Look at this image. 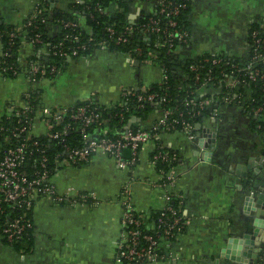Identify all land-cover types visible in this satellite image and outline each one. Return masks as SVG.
Segmentation results:
<instances>
[{
	"label": "crops",
	"instance_id": "1",
	"mask_svg": "<svg viewBox=\"0 0 264 264\" xmlns=\"http://www.w3.org/2000/svg\"><path fill=\"white\" fill-rule=\"evenodd\" d=\"M39 1L0 0V26L21 28L17 59L22 66L31 58L44 65L52 59L48 46L34 48L22 29ZM185 2L190 34L187 43L177 49L179 61L204 54L243 58L248 54L252 25L264 19V0ZM73 3L49 0L52 8L77 13L80 9ZM154 8L153 0H127L124 17L128 26H136ZM117 9L111 2L106 11L111 17ZM78 21L84 25L80 14ZM48 28L50 33L55 29ZM93 45L83 54L62 55L56 72L35 83L26 72L0 76V114L10 106L22 107L24 93L29 91L37 94L43 106L91 101L107 108L122 102L127 90L149 88L160 81L162 71L157 64L107 44ZM134 121L139 118H130L123 129ZM198 122L195 132L155 130L154 138L138 148L128 167H120L111 155L96 153L87 161L62 168L53 177L56 187L61 192L86 194L85 202L40 198L31 214V250L17 251L0 239V264H123L117 260L119 245L125 240L123 188H128L132 206L143 215L164 205L165 190L159 185L162 172L153 161L157 145L177 155V177L171 190L180 203L185 228L169 245L161 240L165 256L147 264H263V242L259 240L264 223L262 135L238 105H215ZM36 128L42 129L40 125ZM104 133L106 129L98 127L92 136ZM122 156L130 158V150L124 149Z\"/></svg>",
	"mask_w": 264,
	"mask_h": 264
},
{
	"label": "built area",
	"instance_id": "2",
	"mask_svg": "<svg viewBox=\"0 0 264 264\" xmlns=\"http://www.w3.org/2000/svg\"><path fill=\"white\" fill-rule=\"evenodd\" d=\"M156 5L157 12L160 13V16L167 19L163 26L158 24L157 18L149 17L146 22L138 23L135 28L128 26L125 30L131 32L137 29L143 35H147V32L160 33L170 46L175 45L176 47H180L187 43L190 32L186 28L180 27L175 18L180 9L185 5L173 0H156ZM42 11H44V8L36 7V11L28 20V24L31 23L34 17L42 15ZM75 25L71 21L63 23V26ZM20 29L15 28L10 33V37H14L15 32L19 33ZM107 31L109 36H112L114 33L116 34L115 37H112L114 43L118 44L126 41L124 32L116 33L112 27H107ZM28 42L32 46H35L41 43L42 40L39 34L36 33L28 37ZM96 43L107 44L108 41L104 39ZM83 48H85L84 44L77 45L70 50V54L76 55L78 50ZM260 48H262L261 38L257 36V31L250 30L249 52L244 57L246 65L230 64L229 61L225 60L224 64L232 67L231 72H236V77L228 78V76H225L222 79H218L212 76L210 72H207L199 88L200 91L202 93L218 94V105H238L245 112L259 113L261 107L249 104L247 102L249 97L244 95L239 96L237 94L231 96L229 90H234L248 79L253 81L264 79V71L254 65L257 60L264 61V53L259 52ZM48 49L52 55L62 56L67 54L62 49L61 42L51 45ZM140 51L141 49L139 47L133 49L134 55L136 56L140 54ZM251 52H253L252 55L250 54ZM224 56L228 55L224 54ZM153 59L154 54L151 51H147L146 57H142L141 60L151 63ZM207 60V58L204 59L205 62ZM211 61L212 63H217L219 59L213 57ZM201 66V64H190L191 70H198ZM160 69L162 71V68ZM56 70L57 67L55 64L47 66L33 61L27 67H24L21 64H7L3 60H0V76H17L19 73L26 72L30 81L33 83L47 74L56 72ZM240 74H244L245 78L240 79L238 77ZM165 78L166 76L161 74L159 82L165 80ZM219 82L220 84L218 86L217 83ZM221 86L226 87V89H223ZM133 91L127 90L124 94L123 101L116 105L121 106L127 100L128 96L134 95ZM146 91L147 87H143L140 89L141 93L136 95L137 102H139L138 106H142L145 100H153L154 94L148 93L145 95L144 93ZM190 102L200 107L212 103L211 100L209 101L207 98L199 99L198 96H193ZM4 113L13 115L16 124L11 128L0 124V134H3L0 139V200L7 202L9 208L20 209L21 211V213L6 217L2 220L3 222H0V239L6 243L17 242L29 229H32V210L40 198L47 197L56 202H68L70 204L85 202L87 198L86 194H72L69 193V190L68 192H61L56 187L53 177L62 168L87 161L96 153L111 155L120 167H128L134 163L138 148L152 137L150 132L136 128L125 129L116 137H91L87 139L82 147L78 148H71L67 144H62L61 147L64 148V153L62 155H56L54 159L55 169L51 172L46 166L47 156L43 148L38 150L39 161L35 167L29 166L31 157L27 149L31 146L35 147L39 145L36 137L40 134H45L58 142L63 141L71 127V122H80L83 127H87L104 121L97 107L91 101L64 107H49L39 103L34 104V98L31 95V91H29L24 93V105L22 107L10 106ZM168 113L169 111H164L165 115ZM177 122L178 120L175 118L167 121L166 117L163 116L158 120L157 126L154 129H173ZM195 123L193 127V124L189 121L183 120L180 125L184 130L192 132L195 129ZM38 125L41 126V131L37 130L36 126ZM255 127L258 130L260 129L259 124H256ZM261 135L264 143L263 133ZM126 148L131 152V157L128 159L122 156V152ZM176 157V153L164 150L161 146H158L153 152V161L156 162H174L176 161ZM159 170L162 172V181L159 185L163 187L165 192L163 195L164 205L156 218V227L158 228L155 230L156 234L144 231L141 228L143 215L137 212L132 206L128 188H123L122 204L124 209L122 225L124 227L125 240L119 245L117 252V260L122 263L133 262L147 264L163 258L165 253L157 251V248L160 247V242H162L161 240H165L167 245H169L183 231V227L185 226V218L179 207L180 203L177 202V205L172 204L176 198V194L171 190L177 177L176 163L170 165L166 171H163V169ZM4 212L5 208L0 205V217Z\"/></svg>",
	"mask_w": 264,
	"mask_h": 264
},
{
	"label": "trees",
	"instance_id": "3",
	"mask_svg": "<svg viewBox=\"0 0 264 264\" xmlns=\"http://www.w3.org/2000/svg\"><path fill=\"white\" fill-rule=\"evenodd\" d=\"M73 1V5H76L77 8L80 9L77 13L52 8L50 7L48 0H41L39 2L37 7L42 9L44 8V11L41 12L43 14L34 17L29 24L27 20L22 26V29L26 30L27 39L36 33L39 34L42 42L36 44L34 48L42 45L50 47L53 44L61 42L62 49L67 53H70V50L73 47L84 44L85 48L79 49L76 54L79 55L89 50L92 47L91 44L98 45L97 43L95 44V42L106 39L108 41L107 45L121 52L134 54L133 49L135 47H139L141 51L137 57L140 60L142 57H146L147 51H151L154 54L153 62L162 68V74H164L166 78L165 80H161V82H157L153 86L147 88V91L144 94L153 93L154 98L152 101H143L142 106H138L139 102H137L136 95L141 92L140 89H137L133 91L134 95L128 96L127 100L121 106L114 105L107 108L97 107L96 104L91 102L97 107V110L100 112L101 118L104 119V121L87 127H83L80 122H71V127L65 135L64 140L61 142L51 139L45 134H40L36 137L39 145L35 147L31 146L27 149V152L31 157L29 160V166H37L39 161L38 150L43 148L45 150V155L47 156L46 166L51 172H53L55 169L54 159L56 155H62L64 153V148H62L61 145L67 144L71 148L82 147L87 139H90L91 137H98L92 136V132H94V130L98 127L106 129V133L101 134L99 137H116L120 133L121 129L125 130L136 128H141L150 132L153 137L156 130H153V126H157L158 120L163 116L166 117L167 121L174 118L178 120L174 128L181 129L180 123L183 120L189 121L194 127V123L200 121L202 116L206 115L210 108L218 105L217 101H219V99H217L218 94L202 93L200 91L199 88L204 81L205 74L210 72L212 76L218 79H222L225 76H228V78L236 77V72H231L232 67L228 64H224V61H229L230 64H239L240 66L246 65L243 57H228L224 56L223 53L204 54L198 58L188 59L181 62L177 57L178 47L175 45L170 46L162 34L147 32L148 37L145 38L137 29L131 32L125 30L126 27H128V23L124 17L127 0H83L81 4L77 2L78 0ZM153 1L155 2L154 11L139 22H146L149 17H154L157 18L158 24L163 26L167 19L160 16V13L157 12L156 0ZM173 1L183 3L185 5L180 9L175 18L180 27L189 30V7L187 3L185 0ZM111 2L117 5L118 11L115 16L110 17L106 9ZM78 14L83 17L84 25L82 26L78 21ZM67 21L74 22L76 25L63 26V23ZM48 25L55 27L52 33L49 31L50 29L48 28ZM107 27H112L116 33L124 32L126 41L118 44L114 43L112 37H115L116 34L114 33L112 36H109ZM135 27L136 26H133V28ZM14 29L15 26H0V37L3 44V50L0 52V60H3L7 64L14 63L18 65L17 49L21 47L22 41L19 33L15 32V36L10 37V33L13 32ZM253 30L257 31V36H259L262 40V48L259 49V52L263 54L264 19L252 25L251 31ZM252 53L253 52L250 54L252 55ZM213 57L219 59V61H217V63H212L211 59ZM205 58L208 59L206 62L204 61ZM61 60V56L52 55L51 61L46 65L50 66L51 64H55L58 68ZM33 61L36 60L31 58L24 67H27L29 63ZM192 63L201 64L202 66L198 70H191L190 64ZM254 65L264 71V61L257 60ZM48 75L49 74L45 76ZM6 76L14 77L15 75ZM238 77L240 79L245 78V75L240 74ZM219 84L220 82L217 83L218 86ZM221 87L226 89V87ZM229 92L231 96L235 94L239 96H247L249 97L247 101L249 104L261 107L260 112L257 114L251 112L249 113L248 111L246 113L250 116L251 122L254 126L256 124L260 125L259 132L264 135V79H257L254 81L248 79L246 82H242V84L234 90H229ZM31 95L34 98V104H40L37 94L35 92H31ZM193 96H198L199 99L207 98L209 101L211 100L212 103L201 107L194 105L190 102ZM165 110L169 111L167 115L164 114ZM197 111L199 112L197 113ZM134 116L139 118V121L131 122L129 127L126 126V128L123 129L129 119ZM151 116L153 117V120L150 119L151 121L149 123L147 120ZM0 124L11 128L16 124L15 117L3 112V114L0 115ZM195 131V129L192 130V132ZM1 136H3V134H0V139ZM156 148H158V145ZM161 148L164 149L162 146ZM173 163H176V161H157L156 167L166 171ZM29 166L27 167L29 168ZM172 204L177 205V201L173 200ZM0 205L5 208L4 214L0 217V222H3L2 220L6 217L21 213L20 209L9 208L8 203L5 201L0 200ZM159 212L160 210H157L150 215L142 214L143 224L141 225V228L144 231L156 234L155 230L158 229L156 227V218L158 217ZM184 228L185 226L183 227V230ZM2 241L17 251L27 253L32 247L33 238L31 235V229H29L26 234H24L23 237L15 243H6L4 240ZM157 249L158 252H161L160 247ZM123 264L142 263L124 262Z\"/></svg>",
	"mask_w": 264,
	"mask_h": 264
},
{
	"label": "water",
	"instance_id": "4",
	"mask_svg": "<svg viewBox=\"0 0 264 264\" xmlns=\"http://www.w3.org/2000/svg\"><path fill=\"white\" fill-rule=\"evenodd\" d=\"M128 127H129V125H128ZM199 127H200V123L196 122L195 123V128L199 129ZM260 230L261 231H259V233L261 234V236H260L259 240L263 242L261 247L264 249V223L261 224V229ZM262 256H263V259H264V252L262 253ZM263 264H264V262H263Z\"/></svg>",
	"mask_w": 264,
	"mask_h": 264
}]
</instances>
